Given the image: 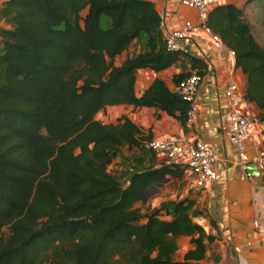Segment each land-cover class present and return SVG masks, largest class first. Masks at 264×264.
Returning <instances> with one entry per match:
<instances>
[{"label": "trees", "instance_id": "16d2710c", "mask_svg": "<svg viewBox=\"0 0 264 264\" xmlns=\"http://www.w3.org/2000/svg\"><path fill=\"white\" fill-rule=\"evenodd\" d=\"M244 5L218 4L207 25L235 51L245 97L264 122V45ZM0 15L10 24L0 28V264H196L206 247L205 228L190 216L194 201L167 204L171 219L162 207L144 213L138 205L149 187L187 168L166 159L143 168L157 154L151 135L127 115L117 123L96 117L130 104L186 125L189 103L165 81L137 92L139 69L160 72L187 55L167 48L154 2L8 0ZM136 38L146 49L115 65ZM124 148L141 151L128 184L110 171ZM180 236L195 245L184 261L173 258Z\"/></svg>", "mask_w": 264, "mask_h": 264}, {"label": "crops", "instance_id": "0c3cea01", "mask_svg": "<svg viewBox=\"0 0 264 264\" xmlns=\"http://www.w3.org/2000/svg\"><path fill=\"white\" fill-rule=\"evenodd\" d=\"M6 1L8 0H0V14ZM150 1L154 2L159 13H165L166 16L165 24L161 27L163 40L168 31L181 28L187 20L198 21L195 10L183 6L181 0ZM227 2L244 5L237 0H222V3ZM9 26L0 15V28ZM145 49L144 38H136L128 49L116 56L115 65H121L128 57H134ZM192 55L199 59L196 64L190 59ZM208 64L212 65L211 69H208ZM192 69H197L204 75L196 98L198 111L194 126L184 125L181 120L157 107L136 108L130 104L108 106L96 117L103 123H117V118L127 115L140 127L143 135H151V139L155 140L174 138L181 143H187L200 138L209 143L221 158L222 167L216 180L199 188L195 175L187 169L182 178L167 177L166 181L154 184L155 193L138 205L144 213L162 207L161 217L171 219L167 204L184 198L194 201L190 216L205 228L206 247L205 256L193 260L196 264H264V179L259 164V150L264 146V124L260 120L254 124L247 141L250 160L245 169L241 165L236 146L223 131L231 111V102L226 95L229 81L236 80L244 95L241 104L243 112L259 116L262 110L245 97L247 77L242 68L237 66L231 49L226 45L215 46L211 34L201 30L188 46L187 55H183L169 68L160 72L150 68L139 69L137 92L142 93L156 78L165 81L174 92L177 85L174 76L180 73L189 74ZM125 152H129V155ZM136 154H141V151L123 149L122 154L110 166V171L123 183H129V177L137 167L134 158ZM163 161L160 154H155V158L147 156L143 161V168L153 163L161 165ZM255 221L259 222L258 226H255ZM209 236H213V240ZM191 238L180 236L177 239L178 249L173 255L174 260L184 261L185 254L195 248Z\"/></svg>", "mask_w": 264, "mask_h": 264}, {"label": "built area", "instance_id": "2783aa9c", "mask_svg": "<svg viewBox=\"0 0 264 264\" xmlns=\"http://www.w3.org/2000/svg\"><path fill=\"white\" fill-rule=\"evenodd\" d=\"M237 1L246 2L247 0ZM220 3H222V0H181L183 6L195 10L198 21L189 19L181 28L168 31L165 35L167 48L171 51L187 53L188 46L201 30L211 34L215 46H225L222 38L207 25L211 10ZM165 17V13H160L161 27L165 24ZM231 53L235 55L234 50H231ZM211 67L212 65L208 64V69H211ZM203 79L204 75L199 70L192 69L174 89L175 93L189 103L186 124L190 127L194 126L196 122L198 111L196 98ZM226 95L231 102V111L227 123L223 126L224 135L236 146L241 158V165L246 169L250 160L247 152V141L251 136L254 124L260 119L257 114L241 110L244 95L236 80L229 81ZM261 122L264 124L263 121ZM147 145L168 162L180 164L191 170L196 177L199 188H203L208 182L216 180L222 167L220 156L209 143L200 138L187 143H181L174 138L151 139L147 142ZM259 164L264 179V146L259 150ZM247 175L251 178L250 173ZM258 223V221H255V226H258Z\"/></svg>", "mask_w": 264, "mask_h": 264}, {"label": "rangeland", "instance_id": "374dc122", "mask_svg": "<svg viewBox=\"0 0 264 264\" xmlns=\"http://www.w3.org/2000/svg\"><path fill=\"white\" fill-rule=\"evenodd\" d=\"M240 2L244 4L243 1ZM245 8H246L245 18L251 23L255 37L262 45H264V7L262 5V0H253L251 3H247L246 5H244V9ZM125 154H127L128 156L129 152H125ZM155 191L156 188L153 187L150 188L147 192L146 199L148 200L155 193ZM6 231L7 230H5V232Z\"/></svg>", "mask_w": 264, "mask_h": 264}, {"label": "water", "instance_id": "95a60500", "mask_svg": "<svg viewBox=\"0 0 264 264\" xmlns=\"http://www.w3.org/2000/svg\"><path fill=\"white\" fill-rule=\"evenodd\" d=\"M168 178L167 177H164V178H162L161 180H159V182H164V181H166ZM151 187H155V185H152ZM150 188V187H149ZM149 188L146 190V192H145V195H144V200L147 198V192H148V190H149Z\"/></svg>", "mask_w": 264, "mask_h": 264}]
</instances>
